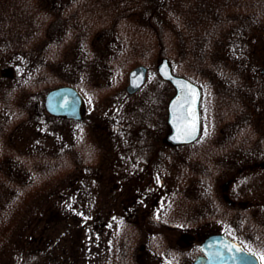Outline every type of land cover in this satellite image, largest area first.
<instances>
[{
	"label": "trees",
	"instance_id": "obj_1",
	"mask_svg": "<svg viewBox=\"0 0 264 264\" xmlns=\"http://www.w3.org/2000/svg\"><path fill=\"white\" fill-rule=\"evenodd\" d=\"M163 58L201 90L190 145L164 140L173 88L155 71ZM138 65L147 79L129 95ZM64 85L83 98L81 121L43 108ZM262 159L264 0H0V264H78L57 245L69 246L70 223L116 179L140 219L114 214L110 231L97 229L105 244L91 264H145L147 222L165 219L196 242L224 233L264 260V168H249Z\"/></svg>",
	"mask_w": 264,
	"mask_h": 264
},
{
	"label": "water",
	"instance_id": "obj_2",
	"mask_svg": "<svg viewBox=\"0 0 264 264\" xmlns=\"http://www.w3.org/2000/svg\"><path fill=\"white\" fill-rule=\"evenodd\" d=\"M156 72L168 81L174 94L167 103V125L169 132L165 141L170 145L193 143L200 133L199 104L201 92L190 80L174 75L167 59L159 61ZM146 68L139 65L127 76L126 92L134 94L144 84ZM44 110L51 116L80 121L84 116V103L76 88L64 85L48 91L43 99ZM203 254L193 264H259L258 257L244 250L242 246L224 234H210L199 246Z\"/></svg>",
	"mask_w": 264,
	"mask_h": 264
},
{
	"label": "rangeland",
	"instance_id": "obj_3",
	"mask_svg": "<svg viewBox=\"0 0 264 264\" xmlns=\"http://www.w3.org/2000/svg\"><path fill=\"white\" fill-rule=\"evenodd\" d=\"M261 72L263 73V71ZM126 83H127V78H126ZM98 104H96V106L95 105L91 106V104H89V110L87 112L90 115L89 116L90 119H94L95 117H97L95 116V113H98L96 111L98 108ZM165 104H166L165 106L166 108L167 103ZM85 110L87 109L85 108ZM117 161L118 162H115L113 165H111L110 169H108V171L105 172L106 176L111 175L113 173L119 174L123 164L119 160ZM101 167H102V163H101ZM249 168H254V169L264 168V159L258 162L252 163L249 166ZM103 180H104V177H103ZM116 181H113L111 183L109 182L108 186L106 187V193L104 192L101 195L98 194V198L96 202L97 210L92 211L91 213H85L84 215H82L83 216L82 218H78V220H76L73 224L70 223L69 228L67 229L69 233L68 234L69 246L61 245V244L57 245L58 248L65 247L66 252L69 253L70 255H73V256H68V260H71L72 262H77L78 264H91V262H93L96 258V251L99 250L98 245H101V248H103L105 244L104 242H102L101 237L99 238V240L97 239L98 236L95 234V232H98L97 229L102 230V227L103 229L105 230L108 229V231H110L109 228H111L112 218L114 214L133 213L132 215H129V216H135L136 218L140 219L139 218L140 214H138L136 210L132 209L131 206H129V209L125 208L126 207V196L130 192V189L124 188L122 186L123 183L121 180L116 179ZM142 183H145V181ZM231 185H232L231 182H229V184L228 182H224L222 184L225 199L227 197L226 195H227L228 190H231L232 188ZM262 193L264 192L262 191ZM152 198H153V195L149 197L148 195L144 196V200L147 201L148 203L149 201H152ZM44 200H45L44 198L40 200V202L38 203V207H41V203H43ZM236 202H235L236 205L242 204L241 201H236ZM140 223H142V221ZM149 231L152 232V235L162 236V238L160 237L159 238L162 240L163 247L162 249L158 250V254H160L159 252L160 250H162L163 252H165L168 249H171V251L172 250L176 251L178 250L177 247L180 246L176 244L178 243L181 244L182 242V241H177L179 239V235L172 230H168V229L162 230L161 229L158 232V229L151 227ZM215 232L217 231L215 230L214 233ZM101 234H102V231H101ZM105 235H102V236L104 237ZM136 235H137V231H136ZM197 236L198 235H196L195 233H191V232L187 233V236L185 237L187 244H185L186 246L184 247V252L188 255L181 264H190L191 257L189 255L190 254L189 252H191V250L194 249V246L197 243L196 242ZM71 243H76V245L74 247H71ZM173 251L172 253H174ZM149 259H150L149 261L147 260L145 261V264H157L159 262L157 257L149 258ZM169 264H173V262H169ZM262 264H264V260H262Z\"/></svg>",
	"mask_w": 264,
	"mask_h": 264
},
{
	"label": "flooded vegetation",
	"instance_id": "obj_4",
	"mask_svg": "<svg viewBox=\"0 0 264 264\" xmlns=\"http://www.w3.org/2000/svg\"><path fill=\"white\" fill-rule=\"evenodd\" d=\"M149 215L152 216V214H149ZM169 215H170V213H164V216H169ZM147 224L148 225L152 224V227H153V221L150 220V222L149 223L147 222ZM156 229H158V232L161 229L162 230H165V229L172 230L179 235V239L177 241H182V242H181V244H179V243L176 244V245H180V246L177 247L178 250H176V251L172 250L174 253H172L171 249L167 248L168 250H166L165 252L160 250L159 251L160 254H158V250L162 249V247H163L162 240L160 239V238H162V236L155 237V235H152V232L148 231L149 234H148L147 240H149V242H150V248H149L150 250L148 252L149 256L147 257V261L150 260L149 258L157 257V259L159 261L157 264H169V262H173V264H181L188 255L184 252V247L186 246L185 244H187L185 237L187 236L188 232L192 233V231L187 230L183 225H180L176 222H172L169 219L168 220L165 219L163 224H161V226L157 227ZM199 242H197L194 246V248L196 247V250H198L197 244H199ZM174 247H172V248H174ZM190 257L192 259L193 256L190 255Z\"/></svg>",
	"mask_w": 264,
	"mask_h": 264
}]
</instances>
